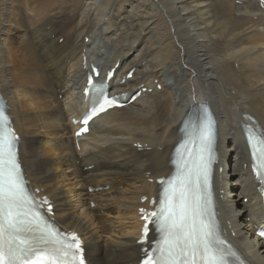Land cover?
<instances>
[{
    "label": "bare ground",
    "instance_id": "1",
    "mask_svg": "<svg viewBox=\"0 0 264 264\" xmlns=\"http://www.w3.org/2000/svg\"><path fill=\"white\" fill-rule=\"evenodd\" d=\"M82 52L103 69L119 61L114 92L152 91L93 120L77 148L71 118L85 111ZM0 97L29 183L52 200L58 226L82 236L88 264H137L139 200L157 192L149 179L171 171L182 126L207 106L216 120L218 217L239 253L264 264L244 139L264 137V10L256 0H0Z\"/></svg>",
    "mask_w": 264,
    "mask_h": 264
},
{
    "label": "snow or ice",
    "instance_id": "2",
    "mask_svg": "<svg viewBox=\"0 0 264 264\" xmlns=\"http://www.w3.org/2000/svg\"><path fill=\"white\" fill-rule=\"evenodd\" d=\"M210 134L209 126L201 129L200 140L205 147L201 148L194 171L188 168L187 172L181 171L161 181V184L167 183L168 188L160 207L150 215L156 218L163 239L160 247L154 250L158 254L150 256L143 264H226L216 247L223 241L218 239L214 226L206 219L198 195L201 176L207 184V161L203 153L211 142ZM15 139L11 133L7 141L0 138V264H42L47 257L51 258L50 264H65L70 255L75 257L81 251L75 234L70 239L62 238L51 228L21 218L26 216L21 209L27 198L20 184ZM257 151L264 157V149ZM79 264H85L83 257Z\"/></svg>",
    "mask_w": 264,
    "mask_h": 264
},
{
    "label": "rangeland",
    "instance_id": "3",
    "mask_svg": "<svg viewBox=\"0 0 264 264\" xmlns=\"http://www.w3.org/2000/svg\"><path fill=\"white\" fill-rule=\"evenodd\" d=\"M243 198H244V197H241V201H242L243 203H246V202H247V198L245 197L246 200H244ZM243 219H244V217H243V215H241V216L239 217L238 222L241 223Z\"/></svg>",
    "mask_w": 264,
    "mask_h": 264
}]
</instances>
